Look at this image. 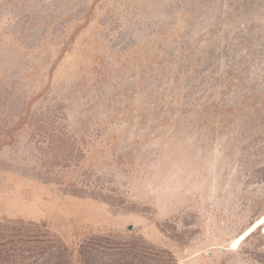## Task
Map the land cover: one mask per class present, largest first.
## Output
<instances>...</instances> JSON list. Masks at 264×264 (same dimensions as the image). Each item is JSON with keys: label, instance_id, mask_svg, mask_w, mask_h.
<instances>
[{"label": "rangeland", "instance_id": "1", "mask_svg": "<svg viewBox=\"0 0 264 264\" xmlns=\"http://www.w3.org/2000/svg\"><path fill=\"white\" fill-rule=\"evenodd\" d=\"M261 221L264 0H0V264H264Z\"/></svg>", "mask_w": 264, "mask_h": 264}, {"label": "snow or ice", "instance_id": "2", "mask_svg": "<svg viewBox=\"0 0 264 264\" xmlns=\"http://www.w3.org/2000/svg\"><path fill=\"white\" fill-rule=\"evenodd\" d=\"M262 224H264V221H261ZM237 243H239V241H237ZM236 247V244H233V248Z\"/></svg>", "mask_w": 264, "mask_h": 264}]
</instances>
